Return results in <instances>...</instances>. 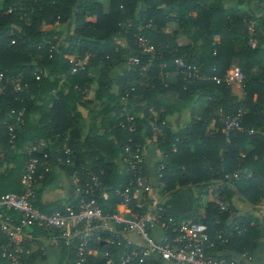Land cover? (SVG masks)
<instances>
[{"label":"trees","instance_id":"obj_1","mask_svg":"<svg viewBox=\"0 0 264 264\" xmlns=\"http://www.w3.org/2000/svg\"><path fill=\"white\" fill-rule=\"evenodd\" d=\"M258 1L264 4V0ZM169 11L176 12L179 32L189 40L187 45L177 46L167 31L166 22L173 18L167 14ZM63 24L65 32L57 29ZM43 25L51 28L44 29ZM117 36L124 38L126 47L119 44ZM137 36L148 39L155 51L145 50ZM133 56L139 57L138 64L130 60ZM178 56L195 66L198 75L184 79L177 73L174 84H164L158 73L176 70L174 59ZM125 63L129 64L128 69L116 80V103L101 109L102 113L114 112L109 127L120 133V151L129 140H142V129L149 131L152 123L161 126L165 133L160 144L164 159L159 165L164 167L160 170L158 191L146 194L141 207L136 206L138 198L132 199L130 212L146 211L150 200L169 191L173 181L193 184L210 193L209 188L221 180L219 189L229 204L226 211L219 210L213 197L203 217L195 212L189 216L172 215L160 203L163 239L170 241L174 237L171 223L192 219L205 225L208 239L204 250L213 257L232 258L219 255L217 252L222 249L252 254L259 237L257 221L251 216L229 220L228 215L232 209V186L237 182L243 186L240 193L247 201L264 203V134L260 131L264 132V77L252 76L253 69L264 63V12L256 17L240 8L224 7L223 0H0V198L11 191L22 193V175L30 159L36 158L33 203L47 213L56 209L41 205L37 199L36 184L50 179L44 169L47 158L44 153L27 150L41 139L56 136V155L61 156L69 172L76 173L79 188L89 180V173L97 174L99 187L92 197L102 213L116 212L122 200L117 189L126 186L130 176L125 170L117 174L113 163L88 152L89 145L80 142L81 115L77 105L81 104L88 83L94 82L87 74L91 65L99 66L95 91L96 96H102L110 87L105 79L111 69ZM233 65L244 74L241 99L233 95L231 84L211 79L222 78ZM16 81L19 88L14 86ZM199 88H206L202 97L208 96L221 105L225 114L205 115L208 122L216 125L214 134L210 135L213 128H208L201 144L191 152L193 163L181 167L174 159L188 149L192 139L186 136H191V131L185 128L172 132L162 122L164 114L173 112L181 100ZM132 103L141 104V109L135 115L131 112L135 127L128 130L119 122L126 121L125 114ZM151 106L155 108L153 115L148 112ZM239 107L244 109L242 127L226 135L222 118ZM160 108L163 111H158ZM70 128L73 129L66 140ZM245 142L251 147L240 157L239 145ZM66 147L71 153L66 152ZM84 152L89 153L87 161L82 158ZM203 155L205 158L200 157ZM233 173L236 176L227 181L225 175ZM103 192L107 193L106 198L102 197ZM80 195L81 190L74 207L78 206ZM7 213L18 219L17 213ZM236 224L240 231L234 228ZM28 228L34 237L51 235L39 225ZM6 241L7 236L0 229V244ZM91 245L98 248V255L89 254L88 264H104L102 252L108 248L107 243L94 239L88 248ZM60 246L65 260L70 261L72 247L64 243ZM5 262L0 259V264ZM160 262L148 260V264Z\"/></svg>","mask_w":264,"mask_h":264},{"label":"crops","instance_id":"obj_2","mask_svg":"<svg viewBox=\"0 0 264 264\" xmlns=\"http://www.w3.org/2000/svg\"><path fill=\"white\" fill-rule=\"evenodd\" d=\"M223 6L229 8H240L248 11L251 15L260 16L264 12V4L258 0H223ZM171 20L166 22L167 31L174 36L173 42L177 46H184L189 43L188 38L179 32L178 20L176 19V12L169 11L167 13ZM44 29H50V25H43ZM58 30L65 32V25H60ZM63 38V37H62ZM61 38V39H62ZM117 41L122 47H126V42L123 37L117 36ZM235 63V61H233ZM163 64H161L162 66ZM264 63L257 66L252 71L254 77H264ZM129 64L115 65L109 76L105 79L110 87L104 91L102 96H96L97 84L95 81L99 76V66L91 65L88 69V76L94 82L88 83V87L84 89V96L81 99V104L77 105V111L81 115L80 119V142L89 145L88 152H94L113 163L114 170L117 174H121L124 170V154L119 149L120 133L114 131L113 127H109L114 112L102 113L101 109L107 105H114L118 95L117 78L128 69ZM148 64H146V67ZM158 77L164 84H174L177 81V72L174 69L161 70ZM64 83V79L61 84ZM147 82H144L146 85ZM231 92L235 97L241 99L244 95L241 86L238 83H232L230 86ZM206 88H199L189 96L177 104V108L171 113L164 114L162 124L164 127L170 129L172 132H177L185 128H189L191 136H186V139L191 140L188 149L182 151L174 161L180 164L193 163L195 158H192L191 152L195 146L202 142V138L207 133L208 128H213L210 135L214 134V122H208L205 115H218L221 117L224 113L223 108L219 104L212 102L209 97H202V93ZM141 99V97H137ZM141 109V104L132 103L126 113L135 115L137 110ZM158 111H163L160 108ZM148 112L153 115L155 108L151 106ZM70 128L66 132V140L70 138ZM253 130L250 131V133ZM264 134L263 130H260ZM164 132L161 126L152 123V128L148 131L147 128L142 129V141L145 144L143 170L149 180L153 193L158 191L161 181L157 175L159 163L164 159V153L161 149V140H163ZM42 140V139H41ZM40 141V140H39ZM43 141V140H42ZM240 157H243L245 151L251 147L248 142L240 145ZM47 150V152H44ZM176 150V146H172V151ZM57 144L56 136L48 138L42 143L38 142L35 152L47 158L44 165L48 166L50 179L45 183L42 180L36 184V189L39 191L37 195L38 201L41 205L49 208H56V210L65 209L73 205L78 198L79 180L76 173L69 172L64 166L60 155H56ZM84 161L89 159V153L84 152L82 155ZM199 157V156H198ZM200 157H204L200 156ZM198 159V158H197ZM173 187L165 194L158 196L166 211L172 215L189 216L195 212L197 215L203 217L206 212L208 203L211 201L212 195L204 188H199L193 184L180 185L178 182H172ZM243 186L237 182L232 186L233 194L231 196L232 209L228 215V219L236 217H253L259 228V237L252 254H244L237 250L222 249L217 253L222 256H229L244 264H264V203H251L247 201L240 193ZM102 197L106 198L107 193L103 192ZM116 211H123V206L117 204ZM28 228V227H27ZM26 228V230H27ZM29 229V228H28ZM30 230V229H29ZM153 238L162 240L165 236L164 228L160 224H156L150 230ZM89 254L92 257L98 255V248L94 245L89 247ZM24 256L28 264H67L65 260V251L62 246L52 245L49 242V236H33L32 239L24 243ZM160 264H172L169 261H161Z\"/></svg>","mask_w":264,"mask_h":264},{"label":"built area","instance_id":"obj_3","mask_svg":"<svg viewBox=\"0 0 264 264\" xmlns=\"http://www.w3.org/2000/svg\"><path fill=\"white\" fill-rule=\"evenodd\" d=\"M137 39L145 50L155 51V45L148 39L143 36H137ZM130 60L135 64L139 63L138 56H133ZM174 64L176 72L184 79L198 75L197 68L182 57H175ZM211 79L216 82L224 81L226 84L238 83L242 87L244 74L237 65H233L222 78L212 76ZM18 83L15 82L16 88H19ZM243 114L244 109L239 107L233 114L223 116V131L226 135L232 130L241 129ZM125 116L126 121L119 122V125L128 130L134 129L133 115L126 113ZM35 148V145H31L27 150L32 151ZM65 150L71 153L70 148L66 147ZM144 150L145 144L142 140H129L123 146L124 170L130 176L129 182L123 188L117 189L122 198L119 204L123 206V211L109 215L102 213L95 198L92 197L99 187L98 175L94 173H89V180L79 188L81 195L77 207L70 205L52 213L40 210L33 203L37 159L31 158L22 175V193L11 191L0 198V229L7 236L6 243L0 244V259H5L4 264H28L24 256V243L32 239L33 235L26 228L30 225H39L51 231L49 242L52 245L64 243L72 247L73 257L67 264H88V244L94 239L107 243L108 248L102 252L104 264H148L149 259L169 261L172 264H244L235 258H216L205 252L204 242L208 239L206 227L193 222L192 219L171 223L175 235L170 241L164 240L165 238L162 240L153 238L150 230L156 224H160L165 231L164 223L159 221L161 217L159 197L150 200L146 211L130 212L128 205L132 199L138 198L136 206L141 207L145 195L153 192L143 170ZM163 167V164L159 165L158 177L161 176L160 170ZM44 169L48 170V166L45 165ZM233 176L236 174H226L225 178L229 181ZM222 183L219 180L216 185L209 188V191L217 201L219 210L226 211L229 204L219 189ZM7 211L17 213L18 219L9 215ZM234 228L240 231L238 224Z\"/></svg>","mask_w":264,"mask_h":264}]
</instances>
